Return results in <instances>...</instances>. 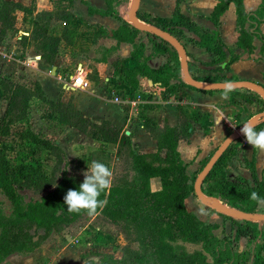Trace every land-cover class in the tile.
Wrapping results in <instances>:
<instances>
[{
  "label": "trees",
  "instance_id": "16d2710c",
  "mask_svg": "<svg viewBox=\"0 0 264 264\" xmlns=\"http://www.w3.org/2000/svg\"><path fill=\"white\" fill-rule=\"evenodd\" d=\"M61 1L64 0L55 3V11L35 12L34 3L27 7L13 0H0V38H3L9 30L13 32L20 30L16 18L17 12L20 11L23 13L22 21L26 24L22 30L29 33L28 36H20L19 41L22 46L32 45L45 63L53 64L61 41L72 46L76 35V30L72 28V25L77 24L75 15L67 6H63ZM81 1L88 6L89 13L110 15L122 21V24L112 31L111 36L117 44L130 43L132 48L128 59L114 61L113 67L119 73L121 80L127 84L128 93L139 92L141 78L158 83L164 88V93L170 97L176 96L177 88L180 86L194 88L184 81L181 56L170 41L145 31L152 37L150 54L146 53L148 48L146 43L135 42L139 29L132 22L124 20L119 10L127 0H104L105 10L93 8L88 2ZM181 1L177 0L170 19L151 20L148 14L138 9L135 15L139 21L166 32L178 42L183 37H187L189 43L203 48L211 55V60L195 61L199 66L217 73L227 70L238 55L219 39L215 30L210 31L201 27L182 13L179 8ZM243 2L244 0H217L209 19L217 25L229 3H233L238 30L237 47L246 52L252 51L253 37L257 36L263 42L264 50V36L260 33L258 26L255 27V24L259 25L264 21V0H261L252 14L245 11ZM53 17L63 22L60 35L50 33L49 26ZM84 25L87 26L85 23ZM89 28L95 38L107 36V32L100 26ZM186 33L189 35L187 36ZM185 54L189 56L187 52ZM152 55L164 57L158 67L148 64ZM205 80L223 83L232 82L234 78L215 75L207 76ZM212 90L215 89H209L206 92ZM0 92V96L7 100L5 118L0 125V136L8 135L10 126L15 122H21L24 127L20 129V139L28 149L23 160L17 163H13V156L9 151L0 149V192L11 204L13 225L28 222L31 226L45 232H60L64 227L89 216L83 212L69 213L64 205V196L67 191L78 190L83 180L69 174L66 169L61 168V165L67 166L74 163L78 168L80 158L74 161L65 159L63 150L56 142L41 137L31 129L27 111L31 97L37 96L55 112L62 125L76 128L81 132L91 129L94 137L101 143H113L127 149L132 175L125 173L115 179L110 194L106 197L107 205L99 212L112 225L122 228L123 234L127 237L125 246H130L129 238L134 231L143 253H148L153 264H244L245 256L248 257L249 254L252 256L249 264H264V245L261 244L264 239V221L247 217L237 220L234 223L235 241L233 242L229 235L218 238L214 234L217 224L202 220L196 213L186 208L185 200L194 195V182L197 175L191 177L187 169L188 164L183 161L177 148L180 140L189 141L193 133L191 121L181 104L176 105L178 118L176 126L165 125L159 129L151 117H144V128L155 139L156 150L152 153H141L132 147L131 135L121 132L109 121L95 124L86 119L71 103H63L60 97L56 101L47 100L38 82L30 91L22 85L11 83L6 75L1 80ZM139 95H141L140 92ZM263 122L264 118H259L254 125L259 128ZM234 144L235 141L229 144L205 175L200 186L201 192L206 197L217 199L227 208L241 213L264 214V208L249 199L252 191L264 197V180L257 177L253 165L245 162L238 164L250 171L251 178L241 176L232 170L230 157L234 155ZM212 154L201 163L198 173ZM51 157L55 161L49 168L47 163L48 158ZM57 171L60 172L59 175H56ZM153 177H159L161 184L159 190L151 189L150 180ZM22 190H33L41 195L38 199L24 202L23 195L20 193ZM18 239L23 241L21 245L16 246L14 244ZM242 239L252 242L253 245L249 250L245 247L241 249ZM179 242L183 245L177 244ZM188 243L198 244L200 248L188 251L184 247V244ZM22 249L32 250V241L27 232H23L22 229L18 232L13 230L1 232L0 262ZM125 249L128 254L137 259L140 257L139 251L128 247ZM123 262L125 257L116 259L111 254H106L94 264H123Z\"/></svg>",
  "mask_w": 264,
  "mask_h": 264
},
{
  "label": "crops",
  "instance_id": "0c3cea01",
  "mask_svg": "<svg viewBox=\"0 0 264 264\" xmlns=\"http://www.w3.org/2000/svg\"><path fill=\"white\" fill-rule=\"evenodd\" d=\"M13 1L27 7L34 3L35 12H39L55 11V3L57 4L60 0ZM83 1L88 2L91 7L96 9L105 10L106 8L104 0ZM61 2L63 6H67L69 11L75 15L77 24L72 25V28L76 30V35L72 46L66 45L64 41H61L53 64H47L39 58V60L49 68L45 69V72H39L37 75V82L40 84L41 89L45 90V98L47 100H55L60 92L61 83L59 82V78H63L59 75L61 73L59 51L64 48V57L70 62H75L76 69H81L82 73H80L82 75L85 73V78L82 85L72 87L71 89L73 90L68 92L69 94H67V96L72 95V98L65 100V97L62 99V102L65 104L71 103V105L76 110L80 111L86 119L95 124H100L102 121H109L113 126L119 128L121 132L130 134L131 143H133L132 146L134 145L137 151L141 153H152L156 150L155 139L150 132L144 128V117H151L159 129H162L165 125L171 127L176 126L178 123L176 105L177 103L181 104L193 128L190 140H180L177 146L181 158L188 164V172L191 168L200 166L201 163L222 144L229 133L237 130L245 123H252L262 118L261 116L264 112V97L261 92L255 88H235L234 91L229 94L228 99L222 100L221 96L223 89H215L206 92V90L196 87L180 86L177 88L176 94L179 98L172 100L169 95L164 93L163 87L146 78L140 79L139 92L141 95L138 110L134 112L133 108L127 104H125L127 107H122L121 104L116 103L113 98H108L110 94H108L109 92L106 91V89L110 90L111 94L113 92L116 93V91L121 92L122 95L126 94L124 96L127 99L139 94V92L133 94L127 93V84L121 80L119 73L113 67L114 61L128 59L132 48L130 43L121 42L117 44V41L111 36L112 31L117 29L122 24V21L110 15L89 13L88 6L81 0H72L71 2L64 0ZM133 2L134 0H132V6ZM216 2L217 0H182L179 3V8L182 13L196 21L201 27L210 31L215 30L219 39L230 49L234 50L238 58L223 72L217 73L208 70L196 64L195 61L208 62L211 60V55L203 48L189 43L187 37H183L180 42L185 52L189 54V56H186L189 74L192 78H196V81L206 85H215L221 82L205 80V77L224 75L226 77H233L234 81L253 82L264 88L263 42L257 36H254L252 51L246 52L238 48L236 45L238 30L236 27L235 6L233 3H229L225 12L220 16L217 25H215L209 19V16ZM243 3L245 11L248 14H252L258 8L261 0H244ZM176 5L177 0H138L137 9L142 13L148 14L151 20H163L172 17ZM119 10L123 14L124 20L129 21L128 10L130 9L127 7L126 2L120 6ZM16 18L18 20L17 26H19L20 30L17 32L9 30L6 35L11 32V34L17 37L16 34L20 31L25 32L22 30L23 26L26 25L22 21L23 13L18 11ZM83 22L87 24V26L84 25ZM88 26L102 27L103 30L107 32V36L102 35L95 38L92 30ZM257 26L262 36H264V21L259 25L255 24V27ZM49 27L52 35H60L63 22L53 17ZM251 31H253V29H251ZM143 32L146 39L141 38L139 32L135 42L138 43L142 41L146 43L148 46L146 53L150 54L152 43L149 42V38L151 39L152 37L148 36L145 31ZM186 35L188 36L189 34L186 33ZM5 36L0 38V41H2ZM19 43V53L28 54L31 50L35 52L32 45L28 44L22 46L20 41ZM163 58V56L152 55L148 64L152 67H158ZM53 66L55 67L54 73L51 72ZM55 73L59 76H52V74ZM76 74L77 71L71 76L72 80ZM55 81H57V83ZM101 82L104 83L102 84ZM52 85H57V88L52 91V94L49 96L46 90L51 89ZM66 127L75 132L76 128H71L70 126ZM256 130H264V122L261 127L256 128ZM72 131L68 130V132ZM89 131L93 133L91 129H89ZM83 133L85 132L79 135L82 139L86 138ZM73 138L76 140L79 139L77 135H74ZM234 141V155L230 157V167L232 170L241 176L251 178L250 171L238 164L239 162H245L248 165H253L257 177L264 180V151L253 149L252 146L246 142L243 135H240ZM56 143L58 144L61 142L58 141ZM198 174L199 173H197V175ZM150 186L154 191L159 190L161 188L159 177L151 178ZM192 196L193 195L189 196L185 200V205L188 210L194 212V210L188 208L187 205L192 199Z\"/></svg>",
  "mask_w": 264,
  "mask_h": 264
},
{
  "label": "rangeland",
  "instance_id": "374dc122",
  "mask_svg": "<svg viewBox=\"0 0 264 264\" xmlns=\"http://www.w3.org/2000/svg\"><path fill=\"white\" fill-rule=\"evenodd\" d=\"M126 3L127 7L130 9L128 11H131L133 8L132 0H127ZM137 29H139L140 37L146 39L143 30L140 28ZM18 37L19 36L15 37V35L9 32L5 38L0 41V49L10 56L9 58H1L0 83L6 74H8L7 76L11 83L22 85L32 91L35 87V83H37L38 73L45 72V69L49 68L45 66L39 58H36V56L39 55L38 52L31 50L28 54L19 53L20 46L18 44L20 43ZM149 42L152 43V38H149ZM64 54L65 49L63 48L59 51V61L61 64V73L59 75L63 79L59 78V82L61 83L60 92L58 93L57 98L52 101H56L59 96L61 101L65 97V100L72 98V95L67 96V94H69V91L73 90L71 89L73 86H70L72 85L70 83L73 81L71 76L75 74L77 67L75 62L68 61L66 57H64ZM59 75H57V73L52 74V76L55 77ZM55 82L57 83V81ZM101 83L103 84L104 82ZM56 88L57 85H52L51 89L46 90L47 94L50 96L52 91ZM106 91L110 94H107L108 98L114 99L117 97L120 101L125 98L124 95H126H122L121 92L116 90V93L113 92L112 94L110 93V90L106 89ZM42 92L43 96L46 97L45 90H42ZM177 98L179 97H171L172 100ZM118 104H121L124 108L127 107L125 106V103L119 102ZM139 106L140 104L138 103L134 105V107L131 106V108L136 112ZM6 108L7 100L0 96V125L3 124ZM27 116L31 129L35 133H38L41 137L48 138L53 142H61L58 143V145L63 150L65 159L74 161L77 158H80L81 162L78 165V168L74 163H70L67 166L64 164L61 165V168L66 169L69 174L83 180V173L87 171L88 165L95 160L107 164L113 170V182L125 173L130 176L132 175L130 158L126 148L120 147L117 144L114 145L113 143H100L99 140L94 138V134L89 131V129L83 133L86 138L82 139L79 136L80 133H82L81 131L75 129V132H73L66 127V125L64 126L59 123L55 112L48 108V105L39 99V97H31ZM23 127V123L15 122L10 126V133L8 135L0 136V149L9 151L10 155L13 156V163L23 160L28 151L25 143L20 139L19 132ZM68 130L72 132H68ZM74 135H77L79 139H74ZM132 147L137 150L134 145ZM54 161V158H48L47 165H49V168L54 164ZM198 171L199 166L191 168L189 173L191 177H194L197 175ZM56 173V175H59L60 172L57 171ZM20 193L23 195L24 202L38 199L41 195L33 190H22ZM208 201L209 202L201 201L194 193L192 199L187 205L188 208L194 210V213H196L202 220L218 225L214 230V234L218 238L221 239L222 237L229 235L234 242V223L237 222L239 218L221 212L216 206H214V204H212V202H210V200ZM217 203L218 208L223 209L221 205L224 204L221 201H217ZM225 208L227 207L225 206ZM236 213L240 212L237 211ZM11 221V204L0 192V235L1 232L5 230L18 232L19 229H22L23 232L25 231L28 233V237L32 241L31 251L22 249L21 251L15 252L7 257L4 261L0 262V264H94L99 262L106 254H111L116 259L125 257V262H123V264H131L132 262H134V264H153L148 253H143L141 246H139L137 242L134 231L132 232V237L129 238L131 242L129 244L130 246H125L127 243V237L123 234L122 228L118 225H112L100 214L83 217L64 227L60 232H45L42 229L31 226L28 222H21L13 225ZM9 235H11V232H9ZM22 241V239H18L14 245L19 246L22 244ZM177 244L183 245L181 242ZM261 244L262 246L264 245V239L261 241ZM184 245L188 251L200 248L198 244ZM252 245L251 241L242 239L240 247L241 249L245 247L246 250H249ZM125 247L139 251L140 257L137 259L135 256L128 254ZM251 257L250 254L248 257L245 256L244 264H249Z\"/></svg>",
  "mask_w": 264,
  "mask_h": 264
},
{
  "label": "clouds",
  "instance_id": "9594fccd",
  "mask_svg": "<svg viewBox=\"0 0 264 264\" xmlns=\"http://www.w3.org/2000/svg\"><path fill=\"white\" fill-rule=\"evenodd\" d=\"M222 86L221 99H228L235 87L231 82H225ZM240 132L253 149L264 151V130L257 131L256 126L248 122L243 125ZM113 175V170L107 164L92 161L87 171L83 173L84 179L78 190L69 189L64 196L67 211L76 214L83 212L89 216L99 214L107 205L106 197L111 191ZM102 196L105 198H101ZM249 199L264 208V197L256 191L251 192Z\"/></svg>",
  "mask_w": 264,
  "mask_h": 264
},
{
  "label": "water",
  "instance_id": "95a60500",
  "mask_svg": "<svg viewBox=\"0 0 264 264\" xmlns=\"http://www.w3.org/2000/svg\"><path fill=\"white\" fill-rule=\"evenodd\" d=\"M137 5H138V0H134L133 8L131 9V11H129V14H128L129 21L132 22L136 28H140L143 31L155 33L156 35L164 37L165 39L170 41L176 47V49L179 51V54L181 56L182 75H183L184 81L187 84L192 85V86H194L198 89H202V90L223 89L222 84L225 82L215 84V85H206V84L198 82L194 78H192L188 72V69H187L186 54H185V50L183 48V45L180 42H178L176 38L170 36L166 32H163V31H161L155 27H152L150 25L144 24L143 22L139 21L135 15V11L137 10ZM54 71H55V67L53 66L51 72L54 73ZM231 83L234 85L235 88H240V87L241 88L242 87L243 88L244 87L255 88V89L259 90L264 97V88L261 87L260 85L256 84V83L248 82V81H232ZM261 117L264 118V112L262 113ZM256 122H257V120L252 122V124H255ZM242 127L243 126L239 127L237 130H234L233 132H231L227 135V137L223 140L222 144L215 149V151L213 152V154L211 155V157L209 158V160L207 161L205 166L202 168V170L197 175L196 180L194 182V193L201 201L209 202L208 200H210V202H212V204H216L215 199H209V197H206L201 192V188H200L201 182H202L203 178L205 177V175L209 172V170L215 164V162L221 157V155L226 150V148L229 146V144L232 143L234 140H236L240 135H242L240 132V129ZM217 209L220 210L221 212H224L227 215L236 216L239 219L247 217V218H251L253 220L264 221V214H244L241 212L237 214V213H233V212H230L227 210H223V209L218 208V207H217Z\"/></svg>",
  "mask_w": 264,
  "mask_h": 264
},
{
  "label": "built area",
  "instance_id": "2783aa9c",
  "mask_svg": "<svg viewBox=\"0 0 264 264\" xmlns=\"http://www.w3.org/2000/svg\"><path fill=\"white\" fill-rule=\"evenodd\" d=\"M28 34H29L28 32H22V31H20L16 35L19 36L18 37V40H19L21 35H28ZM9 57L10 56L8 54H6L3 50L0 49V62H1V58H9ZM36 58H40V55L36 56ZM76 71H77V74L75 75L72 83H70V84H72L70 86H73V87H77V86L82 85L83 84V81H84V78H85V73L83 75L81 74L82 73V70L80 71V69L78 68V69H76ZM114 101L116 103L117 102L118 103L119 102H122V103H125V104H129V105H131V106L134 107V105H136V104H138L140 102V95L137 94L135 97H131V98H128V99L127 98H123L121 101H120L119 98L115 97L114 98Z\"/></svg>",
  "mask_w": 264,
  "mask_h": 264
},
{
  "label": "bare ground",
  "instance_id": "6f19581e",
  "mask_svg": "<svg viewBox=\"0 0 264 264\" xmlns=\"http://www.w3.org/2000/svg\"><path fill=\"white\" fill-rule=\"evenodd\" d=\"M215 203L216 204H214V206H217L218 207V203H217V199H215ZM221 207L223 208V209H225V210H227V211H230V212H233V213H236L237 212V210H235V209H232V208H225V206L224 205H221ZM238 214V213H237Z\"/></svg>",
  "mask_w": 264,
  "mask_h": 264
}]
</instances>
